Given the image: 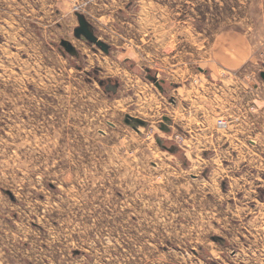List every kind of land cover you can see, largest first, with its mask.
<instances>
[{
  "label": "rangeland",
  "instance_id": "rangeland-1",
  "mask_svg": "<svg viewBox=\"0 0 264 264\" xmlns=\"http://www.w3.org/2000/svg\"><path fill=\"white\" fill-rule=\"evenodd\" d=\"M261 73L264 0H0V264H264Z\"/></svg>",
  "mask_w": 264,
  "mask_h": 264
},
{
  "label": "water",
  "instance_id": "water-1",
  "mask_svg": "<svg viewBox=\"0 0 264 264\" xmlns=\"http://www.w3.org/2000/svg\"><path fill=\"white\" fill-rule=\"evenodd\" d=\"M79 23H80V27L76 30L75 36L77 38L83 40L84 42L90 44V45H97L103 51H105V53L108 54L109 53L108 46L106 44H104L103 42H101L99 39H97V37L95 36V32H94L93 27L91 25H89L83 17H79ZM61 46L65 48V50L67 51V53L69 55L77 57V58L79 57V53L70 43L62 42ZM261 78L264 80V73H261ZM116 88L111 87L113 92L116 91ZM164 122L170 123V120L165 118ZM124 123L136 131H139L138 130L139 127L146 128L148 126V124L146 122H144L140 119L132 118L130 116L125 117ZM162 130L169 133V130L167 128H165L164 125H162ZM157 141H158L160 147H162L164 150H168L169 152H171L173 154L179 152L178 151L179 149L176 146H171L170 149H167L165 146H163L162 141L160 139H158Z\"/></svg>",
  "mask_w": 264,
  "mask_h": 264
},
{
  "label": "built area",
  "instance_id": "built-area-1",
  "mask_svg": "<svg viewBox=\"0 0 264 264\" xmlns=\"http://www.w3.org/2000/svg\"><path fill=\"white\" fill-rule=\"evenodd\" d=\"M219 124H220L221 126H223V125H224V122H223V121H220Z\"/></svg>",
  "mask_w": 264,
  "mask_h": 264
}]
</instances>
